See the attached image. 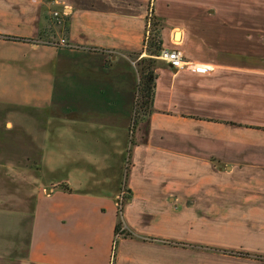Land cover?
<instances>
[{
    "label": "crops",
    "instance_id": "0c3cea01",
    "mask_svg": "<svg viewBox=\"0 0 264 264\" xmlns=\"http://www.w3.org/2000/svg\"><path fill=\"white\" fill-rule=\"evenodd\" d=\"M34 2L30 12L17 14L28 21L16 35L35 37L41 30L47 33L48 18L41 3ZM69 5L67 40L79 54L68 71L72 77L62 78L61 86L56 84V73L48 72L44 65L46 55L55 56L57 51L48 45L19 42L25 50L20 61L28 60L41 81L32 90L33 80H29L30 99L35 101L23 105L35 107L42 99L46 105L52 102L44 91L56 84L59 99L87 104L88 112L97 113L96 107L101 106L106 118L104 131L126 132L135 73L127 53L142 48L144 3L74 0ZM176 35L182 42L184 36L180 32ZM90 54L94 61L85 57ZM63 59L59 56L57 62ZM199 62L212 66V71H176L166 62L173 71L168 74L161 70L157 77L147 130L142 140L133 142L131 151L133 164L127 185L132 197L124 203L122 216L133 237H120L113 245L116 198L69 184L70 191L57 188L41 195L28 226L26 213L10 214V208H0V264H264V187L256 188L257 180L225 186V178L245 171L236 164L241 156L244 163L259 162L250 150L257 145L253 140H240L238 128L228 125L233 113L224 106L228 103L223 95L228 92V78L210 76L215 66ZM59 68L64 77V69ZM93 83L97 85L93 87ZM5 93L3 101L15 100ZM94 99L110 101L106 105L107 101ZM40 108V117H31L30 130L38 136L39 142L33 144L40 147L37 160L41 163L46 156L49 127L47 119L43 120L46 110ZM78 122H74L77 126L72 123L70 137L75 145L80 144L75 127L84 126L83 121ZM111 135L107 134L109 138ZM94 140L97 145L105 144L100 136ZM5 153L8 157L4 155L2 163L30 164L34 160L10 149ZM19 155L23 157L16 161Z\"/></svg>",
    "mask_w": 264,
    "mask_h": 264
},
{
    "label": "rangeland",
    "instance_id": "374dc122",
    "mask_svg": "<svg viewBox=\"0 0 264 264\" xmlns=\"http://www.w3.org/2000/svg\"><path fill=\"white\" fill-rule=\"evenodd\" d=\"M73 1L38 0L43 13L48 18V25L45 27L47 33L41 30L35 37H26L16 35L28 21L19 18L17 14L30 12L32 10L30 5L35 6L34 0H24V2L0 0V159L2 160L4 155L8 157L5 153L7 149L28 154L34 159L30 164H25L23 161L12 165L0 162V208H10V214L26 213L29 216L28 226L41 195L57 188L70 191L71 185L81 191L107 193V196L116 198V225L118 223L121 225L119 231H114L113 239L119 241L120 237H124V233H128L125 234L127 237H133V233L124 225L122 211L124 203L131 195L127 181L133 164L131 152L133 142L137 139L142 140L149 122V115L140 108L141 61L145 58L154 62L158 75L161 70H166L168 74L173 71L165 61L147 51L153 30L159 31L164 42L163 46H177L183 49L190 59L213 64L215 69L210 76L228 78L226 80L228 92L223 93L224 101L228 103L224 106L233 113L228 117L232 123L227 124L233 129L238 128L240 140L256 142L257 146L250 150L259 162L247 164L243 162L245 159L241 156L236 164L245 171L236 174L235 177L225 178V186L229 182L243 184L257 180L256 188L264 187L262 173L264 171V0H142L146 17L142 48L127 53L135 69L131 98L132 114L126 132L112 133L103 130L105 128L102 122L106 118L100 111L101 106L96 107L97 114L94 113L95 110L88 112L87 104L74 105L72 99L57 97L55 85L57 83L60 85L62 78L69 80L72 77L68 71L72 69L73 59H77L76 55L79 56L76 53L77 49L73 47L75 45L67 40L71 22L69 4ZM117 1L125 3L127 0ZM55 12H58V15ZM176 32L184 36L182 42L177 35L175 37ZM61 38L69 43L58 44L59 46L52 43ZM19 42L48 45L57 51L55 56L46 55L48 61L44 65L48 72L56 73L53 76L56 84L44 91L52 99L47 105L44 99H37L40 102L35 104L37 105L35 107L23 105L27 102L34 104L35 101L33 98L30 99L29 80H33L32 90L41 81L34 73L35 69L29 67L28 60L20 61L25 50ZM58 54L64 58L60 64L57 62ZM85 57L92 61L95 58L91 54ZM127 65L131 67L128 62ZM59 67L64 69L62 70L65 71L64 77L58 73ZM96 85L93 83V87ZM5 91V94L12 95L15 100L9 103L3 101L6 99L1 96ZM25 91L26 95H23ZM220 93L219 90L218 94ZM97 101L103 103L107 101L106 105H108L110 100ZM38 105L46 110L43 111V120L47 119V127H49L46 156L41 163L37 160L41 154L40 147L35 148L33 144L39 142L38 136L30 130L33 121L31 117L38 119L43 109ZM73 110L75 112H72ZM73 120L84 122V126L80 124L78 128L75 127L80 133L79 145H75L70 138L74 127L72 123L76 126L79 123H74ZM122 122L124 121L121 120ZM95 128L99 131H95ZM107 134L109 136L112 134L111 139ZM96 136L105 139L106 145L94 143ZM100 141L104 143L103 140ZM29 144L33 147L31 148ZM23 148L28 151L23 153ZM242 152L240 153H245ZM22 157L16 156L19 158L16 161L21 160Z\"/></svg>",
    "mask_w": 264,
    "mask_h": 264
},
{
    "label": "trees",
    "instance_id": "16d2710c",
    "mask_svg": "<svg viewBox=\"0 0 264 264\" xmlns=\"http://www.w3.org/2000/svg\"><path fill=\"white\" fill-rule=\"evenodd\" d=\"M153 34L151 35L149 47L147 48V51L151 52V55H158L160 50L163 46V40L159 34V31L153 30ZM146 49V48H145ZM143 50V49H142ZM141 53V52H140ZM145 58L141 61V80L139 84V94L141 96V104L140 108L141 111L146 113L147 115H150L154 109V99H155V87H156V80L158 77V73L155 70L154 62H151ZM129 193L131 194L128 199L132 197V190L129 188ZM127 199V200H128ZM126 203V202H125ZM120 225L117 224L115 227V231L120 230ZM123 234L124 237H127L128 233ZM115 243H118V240L115 241ZM237 255H245L243 252H234Z\"/></svg>",
    "mask_w": 264,
    "mask_h": 264
},
{
    "label": "built area",
    "instance_id": "2783aa9c",
    "mask_svg": "<svg viewBox=\"0 0 264 264\" xmlns=\"http://www.w3.org/2000/svg\"><path fill=\"white\" fill-rule=\"evenodd\" d=\"M55 14L58 15V12H55ZM52 43L57 45H66L69 42L64 38H61ZM157 57L167 62L172 69L176 71H191L198 74H207L213 69L209 64L188 58L185 51L177 46H163Z\"/></svg>",
    "mask_w": 264,
    "mask_h": 264
},
{
    "label": "flooded vegetation",
    "instance_id": "af4514ba",
    "mask_svg": "<svg viewBox=\"0 0 264 264\" xmlns=\"http://www.w3.org/2000/svg\"><path fill=\"white\" fill-rule=\"evenodd\" d=\"M124 207V206H123ZM119 236V235H118ZM113 243H114V245H115V239L113 240Z\"/></svg>",
    "mask_w": 264,
    "mask_h": 264
}]
</instances>
